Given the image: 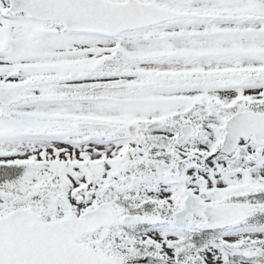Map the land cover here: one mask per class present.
I'll return each instance as SVG.
<instances>
[{"label":"snow or ice","instance_id":"1","mask_svg":"<svg viewBox=\"0 0 264 264\" xmlns=\"http://www.w3.org/2000/svg\"><path fill=\"white\" fill-rule=\"evenodd\" d=\"M0 264H264V0H0Z\"/></svg>","mask_w":264,"mask_h":264}]
</instances>
